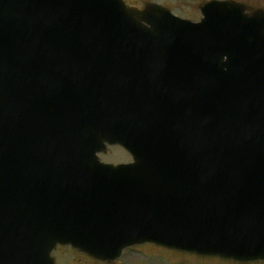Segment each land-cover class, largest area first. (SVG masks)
<instances>
[{"label": "water", "instance_id": "obj_1", "mask_svg": "<svg viewBox=\"0 0 264 264\" xmlns=\"http://www.w3.org/2000/svg\"><path fill=\"white\" fill-rule=\"evenodd\" d=\"M111 1L114 8L103 0H0V62L8 67L0 66L13 86L15 116L28 110L0 135L28 129L20 138L30 146L16 140L0 150V224L11 231L10 258L0 264H52L56 243L96 259L116 260L146 241L243 262L264 258V20L224 9L190 25ZM118 13L149 29L123 32ZM96 21L105 36L91 47L64 29ZM175 67L183 68L176 76ZM163 70V81L143 90L149 82L142 75ZM44 72L45 88L31 92V78ZM69 81L79 82L73 93L85 91L83 104ZM143 94L152 101L130 111L127 102ZM182 101L187 127L171 134L152 112ZM2 119L8 123L6 112ZM50 131L67 142L51 148L47 142L57 139ZM160 137L175 156L163 152ZM105 141L130 148L135 164L100 166L95 154ZM6 155L12 158L4 163ZM18 165L23 186L11 169ZM12 179L18 182L10 187Z\"/></svg>", "mask_w": 264, "mask_h": 264}, {"label": "rangeland", "instance_id": "obj_2", "mask_svg": "<svg viewBox=\"0 0 264 264\" xmlns=\"http://www.w3.org/2000/svg\"><path fill=\"white\" fill-rule=\"evenodd\" d=\"M133 1H136V3L138 4L140 1L139 0H133ZM157 2H159L160 0H155ZM188 9L183 6L181 8H176V11L179 12L181 14H176L177 16L179 17H186V18H189V19H194L196 18V15L197 13L195 12H192V13H185ZM113 153H108L107 155H105L107 158V161H111L113 164H114V161L115 162H119L121 161V158L119 157V155H115V151L116 149H113ZM122 157V156H121ZM143 248L142 246H139L137 248H133L132 250H136L137 252H139V250H142V252L144 253H147V254H138L137 252H128L120 261H118L117 264H133L134 262L137 263V264H223V263H220L218 261H215V260H209L208 261H204V262H199V261H202V259H197L195 257H190V256H187V255H180V254H176V253H173V252H169V251H166V250H162L161 248L160 249H157V248H154V247H151L150 245H145V248H147L146 250L145 249H141ZM151 248V249H150ZM150 249V250H149ZM153 249V250H152ZM156 250V251H155ZM158 251V252H157ZM163 253H161V252ZM160 252V253H159ZM175 255V256H169L171 254ZM58 258L59 259L56 264H71V262L73 264H103V263H100V262H86L83 261V262H78V261H73V259L71 258L72 257V254L64 249V251L62 250L60 253L57 252L56 253ZM167 254L168 255V259H167ZM193 259V261L191 260ZM196 259V260H194ZM72 260V261H71ZM71 261V262H70ZM227 264V263H225Z\"/></svg>", "mask_w": 264, "mask_h": 264}, {"label": "flooded vegetation", "instance_id": "obj_3", "mask_svg": "<svg viewBox=\"0 0 264 264\" xmlns=\"http://www.w3.org/2000/svg\"><path fill=\"white\" fill-rule=\"evenodd\" d=\"M202 1V0H201Z\"/></svg>", "mask_w": 264, "mask_h": 264}]
</instances>
